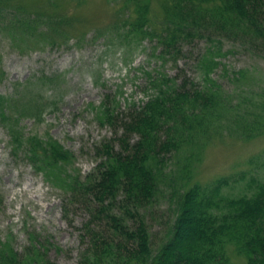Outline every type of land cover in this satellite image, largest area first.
I'll use <instances>...</instances> for the list:
<instances>
[{"label": "trees", "instance_id": "obj_1", "mask_svg": "<svg viewBox=\"0 0 264 264\" xmlns=\"http://www.w3.org/2000/svg\"><path fill=\"white\" fill-rule=\"evenodd\" d=\"M65 1L47 2L48 7L56 8ZM104 1L106 7L127 8L128 16H124L116 34L124 48L133 49L149 40L156 43L153 55L160 50L157 57L166 62L167 57L177 60L184 45L195 39L206 38L210 46L198 62L202 72L199 85L144 71L154 95L122 120L119 150L110 142L97 148L98 162L85 177L76 168L69 173L75 155L57 141L22 138L15 129L18 120L5 115L7 108L18 109L20 103L0 97V121L12 136L15 152L25 149L24 158L32 161L35 170L65 191L66 213L70 205L85 207L90 213L91 218L81 229L85 247L78 264H231L230 247L248 264H264V182L253 178L247 184L250 192L239 196L225 193L232 180L228 177L189 187L206 146L214 140L226 136L252 140L264 135V87L252 91L250 98L235 102L212 77L223 67L220 57L228 55L222 52L223 39L247 40L264 50V0ZM69 3L78 6L85 0ZM25 7L18 4L16 14L32 20L26 24H34L36 29L50 25L49 29L60 36L62 24L50 17L43 24L41 10L29 14ZM116 24L110 21L97 25L90 30L92 39H113L110 29ZM10 35L13 39L16 36ZM41 35L42 39L48 36ZM56 35L48 41L53 47L68 45L71 40L78 45L87 37V33L71 34L57 41ZM246 75L244 70L235 73L238 79H246ZM35 102L34 114L41 120L45 106ZM106 106L101 125H113V111ZM133 136L137 137L134 141ZM168 160L174 167L169 173L174 219L155 247L148 212L165 194L163 177ZM53 247L48 239L38 241L31 233L22 252L10 240H0V264H55L48 256Z\"/></svg>", "mask_w": 264, "mask_h": 264}, {"label": "rangeland", "instance_id": "obj_2", "mask_svg": "<svg viewBox=\"0 0 264 264\" xmlns=\"http://www.w3.org/2000/svg\"><path fill=\"white\" fill-rule=\"evenodd\" d=\"M21 1L0 0L4 10H0L3 31V34L0 31V97L21 105L18 109L7 108L5 115L12 121L18 120L15 129L22 138H50L71 151L75 159L69 171L76 168L83 177L89 174L98 162L97 148L103 143H113L119 150L117 138L122 134V120L154 95L144 71L153 76L160 73L177 78L178 83L201 82L198 62L210 46L206 38L185 44L177 60L167 57L164 62L157 57L160 50L153 55L155 42L146 40L133 49L120 46L117 27L128 16L127 8L106 7L104 0H85L78 6L68 0L56 8L48 7V0ZM20 3L27 6L29 14L41 10L45 15L43 24L48 17L62 24L60 36L49 29L50 25L36 29L34 24H26L32 20L16 14ZM110 21L117 22L114 29L109 28L114 38L93 40L90 30ZM20 22L29 27L19 25ZM39 33L41 37L48 36L42 39ZM81 33H87V37L78 45L75 40L61 47L48 42L55 35L60 41ZM10 34H16L15 38ZM222 44V52L228 55L220 57L223 67L215 70L212 77L235 102L248 99L252 91L264 87V50L247 40L223 39ZM241 70L247 71L246 79L235 76ZM35 101L45 106L41 120L34 114ZM105 104L108 111H113L110 113L113 125H101ZM136 139L133 136L132 141ZM12 140L6 124L0 121V240H10L22 252L31 233L38 241L48 239L54 244L48 256L55 264H78L85 247L81 243V229L91 218L90 213L79 205L68 206L66 213L65 191L35 170L32 161L24 158L25 149L15 152ZM263 156L264 135L252 140L231 136L214 140L206 146L204 159L189 187L197 183L210 185L228 177L232 180L225 188L227 195L249 193L247 184L253 178L264 182ZM167 164L163 177L165 194L148 212L155 247L162 242L174 219L169 190L172 187L169 173L174 167L171 160ZM229 258L231 264H248L234 247L229 248Z\"/></svg>", "mask_w": 264, "mask_h": 264}]
</instances>
